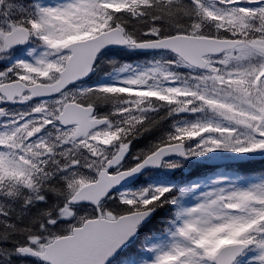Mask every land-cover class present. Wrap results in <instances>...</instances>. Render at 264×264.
I'll return each instance as SVG.
<instances>
[{
    "label": "snow or ice",
    "instance_id": "6c2138e0",
    "mask_svg": "<svg viewBox=\"0 0 264 264\" xmlns=\"http://www.w3.org/2000/svg\"><path fill=\"white\" fill-rule=\"evenodd\" d=\"M0 264H264V0H0Z\"/></svg>",
    "mask_w": 264,
    "mask_h": 264
}]
</instances>
